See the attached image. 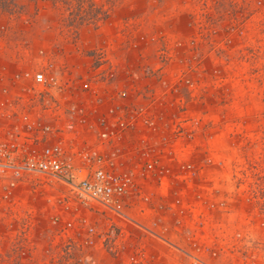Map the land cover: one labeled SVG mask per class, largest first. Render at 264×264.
<instances>
[{
  "label": "rangeland",
  "instance_id": "374dc122",
  "mask_svg": "<svg viewBox=\"0 0 264 264\" xmlns=\"http://www.w3.org/2000/svg\"><path fill=\"white\" fill-rule=\"evenodd\" d=\"M89 1L108 15L76 34L67 5L18 0L0 10V87L45 53L75 79L89 66L113 68L108 83L135 88L129 106L152 109L154 136L170 140L163 157L176 173L166 191L150 176L144 214L140 204L133 216L157 231L173 221L163 213L191 212L199 224L193 253L206 264H264V0ZM19 221L0 218V264L20 258L11 241ZM171 233L183 247L194 236L184 225ZM148 242L155 256L167 249L157 236Z\"/></svg>",
  "mask_w": 264,
  "mask_h": 264
},
{
  "label": "built area",
  "instance_id": "2783aa9c",
  "mask_svg": "<svg viewBox=\"0 0 264 264\" xmlns=\"http://www.w3.org/2000/svg\"><path fill=\"white\" fill-rule=\"evenodd\" d=\"M44 57L0 87V218L10 214L22 224L11 232L17 264H180L183 257L206 264L193 253L200 249L195 214L168 213L172 225L161 223L157 232L131 212L141 204L144 214L150 176L165 191L176 181L163 157L170 140L154 136L152 109L129 106L135 88L108 83L113 68L89 66L75 79L64 63ZM182 225L194 233L184 247L165 237ZM148 235L168 252L150 253Z\"/></svg>",
  "mask_w": 264,
  "mask_h": 264
},
{
  "label": "trees",
  "instance_id": "16d2710c",
  "mask_svg": "<svg viewBox=\"0 0 264 264\" xmlns=\"http://www.w3.org/2000/svg\"><path fill=\"white\" fill-rule=\"evenodd\" d=\"M44 2H50L51 4L67 5L65 9L69 10V23L73 27V31L76 34L79 26L82 23H89L98 25L103 22L108 15L107 10L97 7L93 2L89 0H41ZM18 5V0H0V10L10 12Z\"/></svg>",
  "mask_w": 264,
  "mask_h": 264
},
{
  "label": "crops",
  "instance_id": "0c3cea01",
  "mask_svg": "<svg viewBox=\"0 0 264 264\" xmlns=\"http://www.w3.org/2000/svg\"><path fill=\"white\" fill-rule=\"evenodd\" d=\"M166 214H167L168 217L170 218V215H169L168 213H166ZM171 217H172V216H171ZM191 217H192V216H191ZM164 218H166V217H164ZM170 219H171V218H170ZM191 219H194V218H191ZM194 223H196V225H199L195 219L193 220L192 225H193ZM171 225H172V223H171ZM202 226H205V223H204ZM165 237H166L167 239H169L171 242H173L174 244H176L177 246H181V245H182V243L180 242V241H181L180 238H179L178 236H176L175 234H172L170 231L166 232V236H165ZM206 242H207V238H206ZM166 250H168V248L165 249V251H166ZM167 252H168V251H167Z\"/></svg>",
  "mask_w": 264,
  "mask_h": 264
}]
</instances>
